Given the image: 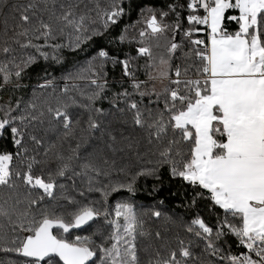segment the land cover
<instances>
[{
	"label": "snow or ice",
	"instance_id": "6c2138e0",
	"mask_svg": "<svg viewBox=\"0 0 264 264\" xmlns=\"http://www.w3.org/2000/svg\"><path fill=\"white\" fill-rule=\"evenodd\" d=\"M0 264H264V0H0Z\"/></svg>",
	"mask_w": 264,
	"mask_h": 264
},
{
	"label": "trees",
	"instance_id": "16d2710c",
	"mask_svg": "<svg viewBox=\"0 0 264 264\" xmlns=\"http://www.w3.org/2000/svg\"><path fill=\"white\" fill-rule=\"evenodd\" d=\"M150 186V185H149ZM160 196L161 198L167 196V192L162 190V192L160 193ZM141 200L145 203H150L152 198L151 197H148L146 194L144 193H141V196H140Z\"/></svg>",
	"mask_w": 264,
	"mask_h": 264
}]
</instances>
